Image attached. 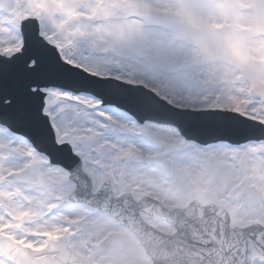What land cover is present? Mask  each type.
Listing matches in <instances>:
<instances>
[{
  "label": "snow or ice",
  "instance_id": "obj_1",
  "mask_svg": "<svg viewBox=\"0 0 264 264\" xmlns=\"http://www.w3.org/2000/svg\"><path fill=\"white\" fill-rule=\"evenodd\" d=\"M0 264H264V0H0Z\"/></svg>",
  "mask_w": 264,
  "mask_h": 264
}]
</instances>
